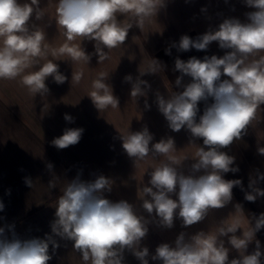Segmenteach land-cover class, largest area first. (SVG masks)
Here are the masks:
<instances>
[{
	"label": "clouds",
	"instance_id": "obj_1",
	"mask_svg": "<svg viewBox=\"0 0 264 264\" xmlns=\"http://www.w3.org/2000/svg\"><path fill=\"white\" fill-rule=\"evenodd\" d=\"M243 2L253 9L246 13V22L226 18L215 30L195 39L182 35L178 43L173 42L165 49L166 55H171L173 47L178 52L207 51L212 42H217L220 49L230 50L219 57L192 56L186 61L177 57L174 71L180 75L175 85L180 90L167 97L159 92L155 94L158 111L172 132L183 129L190 133L188 144L202 140L194 155H176L175 140L171 136L152 143L154 137L147 126L120 134L122 148L134 165L149 155L164 158L147 172L150 179L139 190L141 211L127 200L106 198L105 193H110L115 183L112 178L101 174L93 180H83L78 173L57 198L51 232L43 238L22 239L14 225L0 226V264H49L53 259L50 248L54 253L60 247L55 237L72 241L84 264H123L126 250L140 264H149V249L142 246L149 224L171 229L177 219L184 228L200 223L211 210L227 207L236 187L244 191L248 202L264 197V189L257 187L264 181V173L257 172L254 178L250 177L249 191L244 190L242 179H225L227 173L240 171L236 157L226 149L247 135L257 110L264 106V0ZM165 7L166 0H57L56 24L63 30L66 41L80 43H64L52 49L45 43L44 29L32 22L33 17L36 21L44 17L40 0L25 3L0 0V79L19 80L30 95L47 96L50 89L46 81L50 77L57 85L68 79L60 71L56 62L59 60L47 59L49 54L67 56L73 62L85 64L95 55L97 62L103 63L109 59V51L126 42L132 27L142 30ZM118 14L128 16L130 22H119ZM84 40L94 41V53H87L81 46ZM162 67L165 65L161 61L151 58L145 70L138 69L135 79L126 75L124 81L131 84L130 96L137 100L147 97L151 85L141 77L156 75ZM32 68L37 70L27 71ZM185 76L191 78L190 82L183 83ZM83 77L81 70L72 74L71 80L79 84ZM108 79V73H98L88 94L100 112L109 106L119 107V98L113 94ZM210 98L212 102L208 103ZM201 102L205 107L198 116ZM145 108L150 109L147 100ZM63 118L69 124L75 122L70 114L65 113ZM84 131L82 127L65 128L62 135L53 138L51 145L57 150L67 149L80 142ZM257 153L264 156V147H258ZM186 161H191L187 172ZM46 169L54 173L52 163L46 164ZM24 183L31 188L33 181L24 177ZM49 187H55L51 180ZM7 194H11L10 189ZM4 208L0 201V212ZM234 208L236 212H243L239 203ZM261 229H264V212L252 215L247 230H242L239 220L225 219L214 232L199 231L191 236L181 232L174 245L159 244L151 260L161 264H262L264 253L260 250V241L256 240V233ZM238 230H242L240 236L236 235ZM222 237H227L231 248L240 253L238 258L229 260L230 249ZM253 241L256 248L248 254Z\"/></svg>",
	"mask_w": 264,
	"mask_h": 264
},
{
	"label": "crops",
	"instance_id": "obj_2",
	"mask_svg": "<svg viewBox=\"0 0 264 264\" xmlns=\"http://www.w3.org/2000/svg\"><path fill=\"white\" fill-rule=\"evenodd\" d=\"M20 3L30 0H19ZM57 0H40V7L44 12L42 20L36 21L40 25L55 24ZM203 9V11H202ZM253 9L245 6L243 0H166V7L161 9L157 17L146 24L141 30L135 26L129 31L126 42L108 52L109 59L98 63V58L92 55L87 65V78L92 81L98 73L109 74L108 83L112 85L113 94L119 98V107H108L98 111L90 97L87 103L77 102L71 107H64L63 101H38L33 102L28 97L29 93L15 81L0 79V201L5 205L0 212V226L14 225L16 234L22 239L34 237L43 238L50 233V222L54 219L57 198L62 194L68 181L81 173V179L93 180L97 175L112 178L115 183L110 193H105L106 198L112 201L121 199L134 203L139 208V190L147 184L150 177L147 172L159 164L163 157L149 155L144 161L134 165L122 148L120 134L126 135L129 131L142 130L145 126L153 134L152 143L161 138L171 136L175 140L178 156H193L202 140L196 144H188L190 133L185 130L172 132L163 115L158 111L155 103L156 92L165 97L179 91L175 79L180 75L174 71V62L177 57L187 60L192 56L202 59L205 51L192 49L187 52H178L171 49V55L165 54V49L173 42H179L182 35H189L193 39L209 30H215L226 18H238L246 22V13ZM119 22L129 23L128 16L118 14ZM61 30V29H60ZM73 43L79 44L80 41ZM86 47L87 53L95 52L94 41L84 40L81 45ZM209 46H218L212 42ZM151 58H156L162 67L156 75H145L141 79L147 80L151 85L147 97L138 100L130 96L131 84L124 81L126 75L135 79L139 70L147 68ZM84 63V62H81ZM190 77L185 76L183 83L190 82ZM92 91V87L90 89ZM58 92H50V94ZM90 93V91H89ZM17 98L19 100H17ZM145 100L150 109L145 108ZM211 98L208 103H211ZM205 104H199L200 113H203ZM74 117V123H67L64 114ZM82 127L85 131L80 142L67 149L57 150L51 145L53 138L63 134L65 128ZM235 141L226 151L236 157V165L240 171L227 173L225 179H242L245 191L248 188L250 177L254 178L257 172L264 173V156L257 153V145L253 140ZM198 144V145H197ZM54 165V173L50 174L46 164ZM191 161L185 162V171ZM235 166V165H234ZM24 177L33 181L29 188L24 183ZM55 184L49 187V181ZM257 187L264 189V181ZM11 194H7L8 190ZM175 199V197H173ZM241 204L243 212H236L234 205ZM264 212V197H259L255 202L244 199V191L239 187L233 189L232 202L223 209L211 210L207 218L187 228L182 227V222L177 219L171 229L162 228L155 223L149 224V232L142 241V246L149 249V264H161L152 261L151 254L161 243L174 245L179 233L186 236L194 235L199 231H215L222 220L228 222L239 220L242 230L250 226L252 215ZM147 216L146 213H143ZM254 223V221H253ZM242 230L236 235L240 236ZM58 240L60 247L50 254L53 259L49 264H84L80 253L72 247V241ZM225 246L230 249L229 260L238 258L240 253L231 248L227 243L228 238L222 237ZM256 240L260 241L261 252L264 253V229L256 233ZM256 248L253 241L247 253L251 254ZM264 264V255L261 257ZM123 264H140L129 251L124 252Z\"/></svg>",
	"mask_w": 264,
	"mask_h": 264
},
{
	"label": "rangeland",
	"instance_id": "obj_3",
	"mask_svg": "<svg viewBox=\"0 0 264 264\" xmlns=\"http://www.w3.org/2000/svg\"><path fill=\"white\" fill-rule=\"evenodd\" d=\"M33 23L37 24L40 26L44 31L46 32V41L45 43L50 45V48L52 49H58L61 47L64 43H69L72 44L73 42H68L66 41L65 37L63 36V30L59 28H54L55 24H47L45 25H40L39 22H35L33 19ZM85 51L86 47L84 48ZM226 51H230L228 49H220L219 46H209L208 50L205 51L207 56H212V55H217L223 56ZM47 59H52V60H59L56 61L59 66H60V71L68 77L67 81L62 84V85H57L56 83L53 82L51 77L46 81L50 92H58V94H49L47 96L41 97L39 95L37 96H32V95H27L28 97L31 98V101L33 102H38V101H56L58 98V101H63L65 103L64 107H71L72 104H76L77 102H84L87 103L88 99V94L90 87H92V81L95 79H90L87 78V65L85 63H77L73 62L69 57L67 56H59V57H53L51 54L47 57ZM46 61H41V63H44ZM37 70L36 68L28 69L27 71H35ZM83 70L84 72V77L80 81L79 84L74 83L72 79V74ZM226 77H222L224 79ZM16 84L20 85L19 80H16ZM17 100H19L17 98ZM247 138L246 140H253L257 147H264V106H262L261 109L257 110L256 113V118L252 121L250 126L247 129V135L244 136Z\"/></svg>",
	"mask_w": 264,
	"mask_h": 264
}]
</instances>
